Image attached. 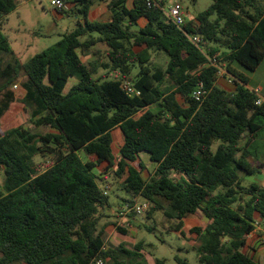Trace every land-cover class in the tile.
Returning <instances> with one entry per match:
<instances>
[{
    "label": "trees",
    "instance_id": "1",
    "mask_svg": "<svg viewBox=\"0 0 264 264\" xmlns=\"http://www.w3.org/2000/svg\"><path fill=\"white\" fill-rule=\"evenodd\" d=\"M64 1L84 23L27 63L5 62L12 48L0 29V264H147L142 242L133 250L106 245L109 226L127 231L116 222L100 227L111 209L97 174L102 165L101 175L113 173L130 196L122 206L146 202L147 218L163 212L181 234L184 220L206 219L191 229L199 264H259L245 247L264 218V187L244 185L241 175L264 167L248 161L264 133V103L256 104L237 66L253 72L264 60V0H211L182 30L145 0ZM97 2L106 3L110 21L88 20ZM16 8V0H0V22ZM185 32L202 37L200 48ZM98 45L106 47L98 51L104 60L84 63ZM158 54L166 67L155 62ZM207 56L226 66L234 92L217 86ZM71 79L77 82L67 89ZM15 86L25 91L30 122L47 132L2 130L19 100ZM117 129L123 145L115 154ZM37 159L48 160L45 170Z\"/></svg>",
    "mask_w": 264,
    "mask_h": 264
},
{
    "label": "rangeland",
    "instance_id": "2",
    "mask_svg": "<svg viewBox=\"0 0 264 264\" xmlns=\"http://www.w3.org/2000/svg\"><path fill=\"white\" fill-rule=\"evenodd\" d=\"M164 1L168 4L179 1L184 10L192 16H197L204 12L212 3L211 0ZM16 3V10L0 22V29L8 38L12 48V53L5 55V62L18 59L22 63H27L35 55L58 43L66 33L77 27L78 22L83 23L81 15L67 16L63 14L61 16L58 14L52 8L51 0H16ZM106 19L104 18L103 20ZM99 48L102 51L105 49L102 46H99ZM154 59L157 64L166 67L168 58L164 54L155 55ZM237 68L248 77L252 90L264 98V60L253 72L242 67L237 66ZM137 72L138 69H135L134 74ZM103 73L104 71L100 72V74ZM117 75L118 73H111L110 77L115 78ZM76 82L77 80L71 79L67 89ZM259 87H263L261 93L257 92ZM219 88L223 87L219 85ZM15 91L20 95L19 87ZM30 120L29 109L18 100L2 119V130L7 131L18 126H24L34 133L48 131L44 128L35 127ZM121 137L118 132L115 133V154L119 152L122 142ZM257 152V155L253 152V157L248 159L253 167H258L261 163L264 164V133L261 134ZM142 159L145 161L149 171L153 173L155 166L150 163L148 155L142 154ZM37 161L41 170H45L48 160L37 159ZM103 172L105 173L104 166L98 168L97 174L103 177L101 185L109 188L108 194L110 196L111 209L105 211L100 227L106 223L116 222L118 226L127 231V234L124 235L116 227L109 226L106 234L107 247L117 248L120 245H124L127 249L133 250L138 243L142 242V253L147 264H155L157 260L164 261V264H179V260L188 264H199L196 248L200 245V242L197 235L191 232V229L205 227L206 219L203 220L197 216L188 218L182 229L184 234H181L175 230L177 221L166 219L163 212H157L152 219L147 218V212L140 217L129 218L122 213V207L120 208V206L130 196L121 190V185L113 173L105 177L106 175H101ZM147 175L148 173H145V177ZM241 177L244 185L252 183L263 184L264 167L261 168V173L255 176L241 175Z\"/></svg>",
    "mask_w": 264,
    "mask_h": 264
},
{
    "label": "crops",
    "instance_id": "3",
    "mask_svg": "<svg viewBox=\"0 0 264 264\" xmlns=\"http://www.w3.org/2000/svg\"><path fill=\"white\" fill-rule=\"evenodd\" d=\"M68 11L67 12H70V15H76L75 13H73V9L74 7L72 5H69L68 4ZM55 10V9H54ZM71 10H72V13H71ZM56 11V10H55ZM76 10H74L75 12ZM58 14H60L61 16L64 14V13H61V12H58L56 11ZM186 18L187 20H194L197 16H192L190 15L188 12H186ZM67 15V14H66ZM70 15H67V16H70ZM104 18H107L106 20H103ZM83 20V19H82ZM88 20L91 21V22H108L111 20V13L110 11L108 10L107 8V5L106 3H103V2H97L90 10V13H89V16H88ZM83 23H84V20H83ZM146 24V22L144 20H141L140 21V26H144ZM134 30H137V28H134ZM99 46H102L104 47L105 49L102 51V49L99 48ZM106 50V47L103 46V45H98L96 47H93L91 50H89L88 52L85 53V55L82 56V60L84 63L88 64L98 58H103L104 55H101L102 53H104ZM98 51L102 52L101 54H98ZM103 56V57H102ZM86 58V59H85ZM88 60V62H86ZM104 60V58H103ZM103 71V70H101ZM100 71V72H101ZM240 71V70H239ZM241 72V71H240ZM105 73V72H104ZM103 73V74H104ZM231 76L229 75H225V76H220V77H217V86L219 87V85H221V89L223 90H226L228 92H234L235 89H236V85L234 83V79L232 78L233 82L230 80ZM76 80V79H75ZM70 83V82H69ZM19 87V90H20V95L17 94V91H16V94H17V97L18 99L21 101V99L24 97L25 95V91L20 87ZM247 88L250 89L251 91L252 90V86L250 84V82L248 81V85H247ZM263 91V87H259L257 89V92L261 93ZM258 94V93H257ZM260 96V95H258ZM261 97V96H260ZM264 99V98H263ZM18 102V101H17ZM15 104V103H14ZM13 104V105H14ZM12 105V106H13ZM12 108V107H11ZM10 111V110H9ZM119 133L120 136H122V133L119 129L113 131V136H114V145H115V133ZM122 138V142H121V145L120 147L123 145V136L121 137ZM219 143H216L214 146H213V150L215 151L217 149V146H218ZM102 166H106V165H102ZM101 166V167H102ZM100 167V168H101ZM98 170V169H97ZM258 184V183H257ZM261 186L264 187V183L263 184H259ZM124 203V202H123ZM122 206V205H121ZM120 206V208H121ZM264 218H261V217H257V220H256V229L255 231L248 237L247 239V245L245 247V251L248 252L254 259L255 261H257L259 264H264V245H262L260 243V234L261 232L264 230V221H263ZM187 220V219H186ZM186 220H184V225L186 224ZM204 220V219H203ZM207 223V221H206Z\"/></svg>",
    "mask_w": 264,
    "mask_h": 264
},
{
    "label": "built area",
    "instance_id": "4",
    "mask_svg": "<svg viewBox=\"0 0 264 264\" xmlns=\"http://www.w3.org/2000/svg\"><path fill=\"white\" fill-rule=\"evenodd\" d=\"M146 5L148 8H155L162 10L164 16L170 20L175 26H177L179 29H183L186 25L187 18L185 10L182 6V4L179 1H174L172 4H168L166 2L163 3L162 0H145ZM51 6L53 9H55L58 12H64L69 9L68 4L64 0H51ZM185 35L187 38L194 43L197 47L200 48V46L203 44V39L201 36L193 35L191 33L185 32ZM208 61L210 65L216 67L218 69V77L229 75L226 70V66L221 64L219 61L218 56H207ZM230 76V75H229ZM233 77L230 78L232 80ZM234 79V78H233ZM18 86H15V89H17ZM125 89H127L130 92H133V89H131L128 85L125 86ZM139 95L140 93L137 92ZM202 95V86H199L193 93V97L196 100H199ZM264 103V99L260 96H258V99L256 101L257 105H262ZM105 194H108V187H104ZM149 209V204L146 202H138L132 209H130L127 205L122 206V213L127 216L131 211L135 212L136 216L140 217L141 215L145 214ZM260 243L264 245V230L260 234ZM98 264H101L99 262Z\"/></svg>",
    "mask_w": 264,
    "mask_h": 264
}]
</instances>
